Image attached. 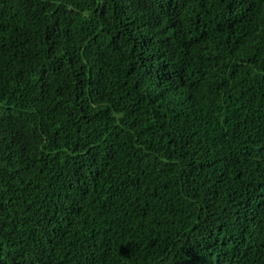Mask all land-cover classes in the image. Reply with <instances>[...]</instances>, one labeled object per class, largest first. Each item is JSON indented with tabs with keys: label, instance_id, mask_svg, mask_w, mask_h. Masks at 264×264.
<instances>
[{
	"label": "trees",
	"instance_id": "trees-1",
	"mask_svg": "<svg viewBox=\"0 0 264 264\" xmlns=\"http://www.w3.org/2000/svg\"><path fill=\"white\" fill-rule=\"evenodd\" d=\"M262 37L264 0H0V264H264Z\"/></svg>",
	"mask_w": 264,
	"mask_h": 264
},
{
	"label": "snow or ice",
	"instance_id": "snow-or-ice-1",
	"mask_svg": "<svg viewBox=\"0 0 264 264\" xmlns=\"http://www.w3.org/2000/svg\"><path fill=\"white\" fill-rule=\"evenodd\" d=\"M219 2V0H217V3ZM225 2H227V0H225ZM262 38H264V37H262ZM251 46H255V45H251ZM261 47H264V44H261Z\"/></svg>",
	"mask_w": 264,
	"mask_h": 264
}]
</instances>
